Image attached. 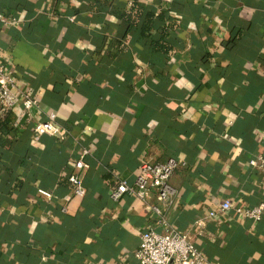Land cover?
Wrapping results in <instances>:
<instances>
[{"label": "crops", "instance_id": "1", "mask_svg": "<svg viewBox=\"0 0 264 264\" xmlns=\"http://www.w3.org/2000/svg\"><path fill=\"white\" fill-rule=\"evenodd\" d=\"M139 8L165 15L143 36L118 16ZM0 13L18 19L0 25V59L40 104L33 117L10 111L0 146V264H138L156 217L110 192L117 177L133 184L142 162L171 158L186 166L170 180V225L209 262L264 264V215L209 217L224 200L264 199L249 166L264 155V0H0ZM161 36L167 53L150 46ZM52 113L72 138L34 140ZM84 148L79 198L68 177Z\"/></svg>", "mask_w": 264, "mask_h": 264}, {"label": "built area", "instance_id": "2", "mask_svg": "<svg viewBox=\"0 0 264 264\" xmlns=\"http://www.w3.org/2000/svg\"><path fill=\"white\" fill-rule=\"evenodd\" d=\"M18 23L16 17H6L0 13V25L14 26ZM0 104L4 111H12L22 107L28 115L33 117L40 110V104L29 94L19 90L13 72L0 59ZM42 136L56 138L59 143L72 138L71 133L57 123L56 114L46 116L43 121L35 122L33 139L39 140ZM90 156L87 148L82 149L79 159L73 164V172L68 177L73 194L82 198L86 192L83 185V175L89 168L86 159ZM186 163L176 159H168L163 163L144 161L140 164L133 184L120 177L115 178V184L110 192V199L118 202L125 197H131L144 204L156 217V228L144 231L140 235V244L134 253L138 264H219L209 262L201 251L195 246L188 233L174 229L167 217L164 208L171 204L176 191L171 186L170 180L174 172ZM249 166L259 171L264 180V155L252 157ZM40 195L52 199V195L43 190ZM155 195L156 205L149 204ZM234 213L257 225L264 215V199L255 207L235 206L231 201L224 200L215 212L209 217H226Z\"/></svg>", "mask_w": 264, "mask_h": 264}, {"label": "trees", "instance_id": "3", "mask_svg": "<svg viewBox=\"0 0 264 264\" xmlns=\"http://www.w3.org/2000/svg\"><path fill=\"white\" fill-rule=\"evenodd\" d=\"M118 16L128 24L129 28L140 26V33L142 36L149 28H156L155 26L159 25V21L157 19L161 21L163 17H165L164 14L156 16L154 13H147L146 16H144L143 8L137 9L135 15H128L126 13L119 12ZM143 17L145 18L144 21H142ZM161 30V32H163V29ZM150 46L155 52L167 53L169 50V46H167L164 36H161L158 40H151ZM13 130L14 127L11 112L4 111L0 104V146L2 148L5 146L7 147L6 143L7 141H10L9 137Z\"/></svg>", "mask_w": 264, "mask_h": 264}]
</instances>
